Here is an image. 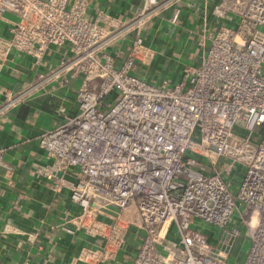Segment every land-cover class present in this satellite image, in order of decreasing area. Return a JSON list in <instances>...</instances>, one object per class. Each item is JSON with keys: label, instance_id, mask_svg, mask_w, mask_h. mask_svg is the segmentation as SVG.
<instances>
[{"label": "built area", "instance_id": "2783aa9c", "mask_svg": "<svg viewBox=\"0 0 264 264\" xmlns=\"http://www.w3.org/2000/svg\"><path fill=\"white\" fill-rule=\"evenodd\" d=\"M87 7L0 0L9 23L0 71L19 58L39 67L50 49H64L6 94L0 115L48 82L79 81L77 111L40 134L48 162L35 169L78 207L60 227L92 238L66 264H109L125 247L135 251L130 264H229L245 242L239 264H264V0H217L199 64L174 83L135 73L155 55L142 31L168 10L175 24L194 0H142L121 18L100 10L91 19ZM127 38L126 53L109 50Z\"/></svg>", "mask_w": 264, "mask_h": 264}, {"label": "crops", "instance_id": "0c3cea01", "mask_svg": "<svg viewBox=\"0 0 264 264\" xmlns=\"http://www.w3.org/2000/svg\"><path fill=\"white\" fill-rule=\"evenodd\" d=\"M87 15L95 19L98 11L123 17L130 7L142 0H87ZM217 0H194L195 9L183 8L175 24L168 22L170 11L150 20L142 31L146 45L154 52L148 65H138L135 73L158 83H171L182 77L186 65H198L206 46L202 41L215 30L216 18L211 13ZM5 16L13 18L11 14ZM9 23L0 21V34H8ZM129 39L109 48L126 53ZM64 56L63 48L48 51L39 67L28 58L8 62L0 71V103L6 94H14L32 82L39 72L54 66ZM78 80L66 85L48 82L25 96L0 115V148L10 169L0 167V264H66L76 247L92 238L77 232L69 234L60 226L63 217L78 211L68 190L53 192L35 169L48 160L38 145L40 134L58 124L63 115L77 111L75 101ZM74 175H67L70 184ZM135 251L124 248L109 264H130Z\"/></svg>", "mask_w": 264, "mask_h": 264}, {"label": "rangeland", "instance_id": "374dc122", "mask_svg": "<svg viewBox=\"0 0 264 264\" xmlns=\"http://www.w3.org/2000/svg\"><path fill=\"white\" fill-rule=\"evenodd\" d=\"M243 233V232H242ZM240 246V245H239ZM239 246L236 247L234 254L231 256L230 260H229V264H239L243 261L244 255L248 250V242H245L242 247H241V253L238 257H237V252L239 249Z\"/></svg>", "mask_w": 264, "mask_h": 264}]
</instances>
